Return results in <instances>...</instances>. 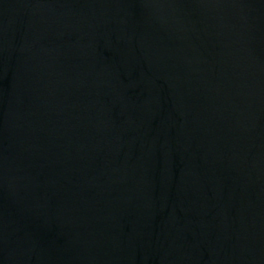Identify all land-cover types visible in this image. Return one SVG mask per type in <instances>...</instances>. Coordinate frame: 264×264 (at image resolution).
<instances>
[{"label":"water","instance_id":"obj_1","mask_svg":"<svg viewBox=\"0 0 264 264\" xmlns=\"http://www.w3.org/2000/svg\"><path fill=\"white\" fill-rule=\"evenodd\" d=\"M0 264H264V0H0Z\"/></svg>","mask_w":264,"mask_h":264}]
</instances>
